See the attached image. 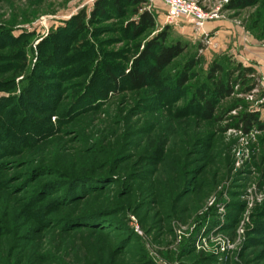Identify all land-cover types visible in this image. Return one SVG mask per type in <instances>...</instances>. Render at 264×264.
I'll use <instances>...</instances> for the list:
<instances>
[{
  "label": "rangeland",
  "instance_id": "rangeland-1",
  "mask_svg": "<svg viewBox=\"0 0 264 264\" xmlns=\"http://www.w3.org/2000/svg\"><path fill=\"white\" fill-rule=\"evenodd\" d=\"M96 1L0 0V264H264V129L234 121L264 125V0H194L222 13L204 32L148 0L136 38L130 9L90 22ZM166 28L185 51L133 90L123 73ZM213 62L255 74L207 116Z\"/></svg>",
  "mask_w": 264,
  "mask_h": 264
},
{
  "label": "trees",
  "instance_id": "trees-1",
  "mask_svg": "<svg viewBox=\"0 0 264 264\" xmlns=\"http://www.w3.org/2000/svg\"><path fill=\"white\" fill-rule=\"evenodd\" d=\"M257 1L259 0H232L227 5V9L245 8L257 3ZM147 3L148 0H97L93 7L90 22L96 17H104L107 14L105 9L107 7L115 14H121V16H124L126 14L125 11L130 9V13L135 17L129 24L131 35L135 38L139 37L153 32L156 28L155 15L144 7ZM83 20L84 17L82 15L75 17V28L78 31L82 29L81 23ZM167 38L168 28L146 42L142 46V50L138 52L137 57L132 58V64L127 72L123 73L122 79L133 90L147 88L151 84L158 85L159 87L163 86L164 71L185 51V46L179 42L167 44ZM196 65L197 60L194 59H190L185 63L184 69L177 79V87H184L188 81L187 71L192 70ZM235 73L237 74L234 78ZM253 74H255V71L251 68H243L241 65H237L233 72H229L218 62H213L206 76L207 81L211 85H203L196 90L195 104L204 109L207 116L212 115L215 111V105L220 101L230 98L234 87L246 85L247 77ZM234 121H236L235 127L246 134L254 126L260 130L264 129V125L258 121V117L254 113H241L234 118Z\"/></svg>",
  "mask_w": 264,
  "mask_h": 264
},
{
  "label": "built area",
  "instance_id": "built-area-1",
  "mask_svg": "<svg viewBox=\"0 0 264 264\" xmlns=\"http://www.w3.org/2000/svg\"><path fill=\"white\" fill-rule=\"evenodd\" d=\"M165 11L166 24L189 22L197 32H204L209 23L222 17L219 9L208 10L194 0H158Z\"/></svg>",
  "mask_w": 264,
  "mask_h": 264
},
{
  "label": "crops",
  "instance_id": "crops-1",
  "mask_svg": "<svg viewBox=\"0 0 264 264\" xmlns=\"http://www.w3.org/2000/svg\"><path fill=\"white\" fill-rule=\"evenodd\" d=\"M162 6V5H161ZM163 7V6H162ZM164 9V8H163ZM216 23V22H215ZM212 25H215L214 23H209V24H207V26L209 27V26H211V28H212ZM209 29H210V27H209Z\"/></svg>",
  "mask_w": 264,
  "mask_h": 264
}]
</instances>
